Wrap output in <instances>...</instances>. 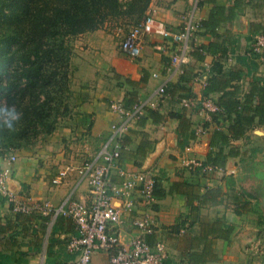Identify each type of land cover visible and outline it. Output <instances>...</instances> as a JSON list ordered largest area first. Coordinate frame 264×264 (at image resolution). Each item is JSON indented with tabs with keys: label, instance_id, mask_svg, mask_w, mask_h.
Returning <instances> with one entry per match:
<instances>
[{
	"label": "crops",
	"instance_id": "obj_1",
	"mask_svg": "<svg viewBox=\"0 0 264 264\" xmlns=\"http://www.w3.org/2000/svg\"><path fill=\"white\" fill-rule=\"evenodd\" d=\"M234 2L151 0L147 14L157 16L176 31L184 22L183 15L207 20L214 6L228 8ZM218 31L220 37L199 31L196 49L217 41L228 50L225 54L206 51L200 57L190 51L187 60L175 66L171 57L179 50V43L160 35H145L140 58L131 59L121 50L110 64L102 65L100 74L93 69L90 81L84 83L86 96L60 118L44 143L17 151L10 187L32 202H49L53 207L69 198L90 203L89 183L76 169L108 142L112 126L124 121L116 105L129 104L127 94L137 91L138 101L159 110L165 119L145 125L138 119L128 122L129 143L112 178L122 180L120 169L144 171L159 181L164 195L157 197L152 210L134 211L139 216L149 213L154 232L145 234L134 226L132 215L124 212L119 228L121 241L128 243L140 235L152 244L164 240L166 264H264V124L232 140L240 150L238 156L229 157L225 166L214 172H205L198 163L204 164L218 124L202 108L184 106V98L179 100L184 91L168 93L162 100L157 96L162 84L179 83L181 88V77L186 75L190 80L184 85L190 87L192 96L204 98V88L214 71L231 76L233 71L241 73V78H231V84L240 86L242 96L254 78L264 86V60L249 54L254 36L264 33V0H243L236 17L223 22ZM220 95L216 92L210 98L216 101ZM151 102L157 105L151 106ZM184 110L192 118L197 136L182 145L180 121L170 113ZM206 122L208 127L204 126ZM141 145L145 155L139 154ZM65 168H70L68 176L61 184L53 183ZM229 228L233 231L224 238ZM77 235L70 217L36 210L18 213L0 197V264H71L77 254L68 249V243ZM108 257L97 251L93 264H112Z\"/></svg>",
	"mask_w": 264,
	"mask_h": 264
},
{
	"label": "trees",
	"instance_id": "obj_2",
	"mask_svg": "<svg viewBox=\"0 0 264 264\" xmlns=\"http://www.w3.org/2000/svg\"><path fill=\"white\" fill-rule=\"evenodd\" d=\"M150 2L145 0L142 13ZM123 5L121 0H0V102L15 100L23 112L15 131L0 129V146L4 152L33 147V142L40 136L45 139L56 130L60 118L70 112L68 103L63 101L72 71L70 37L100 29L118 14H132L135 4L129 11H124ZM241 5L243 0H235L233 6L228 8L214 6L209 18L200 21V32L220 37L219 27L223 22L235 18ZM132 17L128 18L131 20ZM206 51L225 54L228 50L215 41L193 52L203 57ZM241 76V73L234 71L233 76L214 71L204 88V98L221 92L216 100L220 109L210 113L211 120L218 127L212 133L211 149L204 165L224 167L229 157L240 154L239 148L232 145V140L242 138L250 128L264 124V86L260 79L254 78L249 91L242 96L240 86L231 84L232 77ZM189 80L186 75L181 77L184 84ZM178 84H166L165 95L184 91L179 100L193 95L190 87L183 84L180 88ZM126 98L129 104L124 106L131 108L138 101V92L131 91ZM145 112L138 119L140 125L165 119V114L159 110L147 107ZM170 115L180 121L182 145L196 138V128L185 110L171 112ZM204 126L208 127L209 123L206 122ZM127 143L128 133L121 141L120 159ZM138 149L139 154L145 155L146 150L142 145ZM162 190L156 179L154 194L160 197L164 195ZM210 190L213 192L214 189ZM232 231L229 228L223 237L229 238Z\"/></svg>",
	"mask_w": 264,
	"mask_h": 264
},
{
	"label": "built area",
	"instance_id": "obj_3",
	"mask_svg": "<svg viewBox=\"0 0 264 264\" xmlns=\"http://www.w3.org/2000/svg\"><path fill=\"white\" fill-rule=\"evenodd\" d=\"M184 22L176 31L168 27L162 19L153 14H147L138 23L134 24L120 47L131 59H138L142 55L145 35H160L172 38L179 43V50L171 57L175 66H180L187 60L188 53L197 47L198 33L201 31L200 21L187 14L182 17ZM251 56L264 60V33H257L251 43ZM155 77L160 76L154 73ZM162 84L157 90V96L162 100L165 97V86ZM183 105L191 108H202V111L211 113L220 109L211 98H184ZM151 106L157 102H151ZM148 103L137 101L131 108L122 104L116 109L124 117V121L112 126V135L103 145L98 154L86 159L77 167V171L86 179L90 186L92 200L84 203L74 199H67L59 207H53L49 202H32L12 189L9 181L13 173V163L17 160V151L4 152L0 146V197L12 205L18 213H31L34 210L43 213H53L72 218L76 224L78 235L70 239L68 249L77 254L71 264H93V257L97 251L108 254L112 264H165L168 253L164 240L159 239L150 243L144 235L132 238L128 243L120 239L119 228L123 222V213L132 215V223L145 234L154 232L152 219L147 212L144 216L134 215L140 208L152 210L157 203L154 194L156 180L147 172L129 173L120 169L122 180L116 182L112 178V171L119 166L122 149V138L129 131L128 122L139 119L145 113ZM196 163V162H195ZM205 172H214L219 169L214 164H201ZM70 168H65L53 178V183L61 184L68 176ZM137 195V196H136Z\"/></svg>",
	"mask_w": 264,
	"mask_h": 264
},
{
	"label": "rangeland",
	"instance_id": "obj_4",
	"mask_svg": "<svg viewBox=\"0 0 264 264\" xmlns=\"http://www.w3.org/2000/svg\"><path fill=\"white\" fill-rule=\"evenodd\" d=\"M124 5L122 9L129 11L132 4H135L132 14L126 12L118 14L114 18L106 21L104 26L100 29L88 31L73 37H70L69 43L72 46V62L70 72L69 84L63 95V101L68 103V108L80 101L82 97L86 96V87L84 83L90 81L89 75L94 71L99 74L102 72L101 67L105 63H111L112 57L121 52V43L126 37L130 28L142 20L147 15V9L142 13L141 9L145 4V0H121ZM131 20L128 17H131ZM110 69L114 68L110 66ZM87 79H85V78ZM83 79V80H82ZM89 88V87H88ZM89 90V89H88ZM64 105V104H63ZM61 106V109L64 106ZM73 108V107H72ZM67 111V110H66ZM62 110H60V113ZM45 139L40 136L36 142H33V147H38L44 143Z\"/></svg>",
	"mask_w": 264,
	"mask_h": 264
},
{
	"label": "clouds",
	"instance_id": "obj_5",
	"mask_svg": "<svg viewBox=\"0 0 264 264\" xmlns=\"http://www.w3.org/2000/svg\"><path fill=\"white\" fill-rule=\"evenodd\" d=\"M22 118L23 112L15 100L0 102V129L13 132Z\"/></svg>",
	"mask_w": 264,
	"mask_h": 264
}]
</instances>
